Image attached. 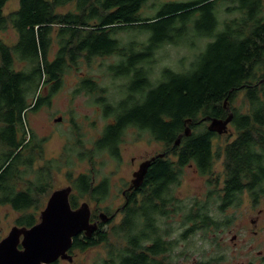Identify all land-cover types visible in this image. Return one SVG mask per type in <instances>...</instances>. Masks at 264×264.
<instances>
[{
  "label": "trees",
  "instance_id": "1",
  "mask_svg": "<svg viewBox=\"0 0 264 264\" xmlns=\"http://www.w3.org/2000/svg\"><path fill=\"white\" fill-rule=\"evenodd\" d=\"M8 1L0 0V32L11 27L18 39L8 44L0 37V207L20 212L16 225L38 222L60 164L50 159L35 169L46 138L32 128L29 113L51 102L69 72L81 71L96 57L116 55L120 59L106 70L114 81L127 79L120 99L111 98L90 74L80 76L75 89L96 96L110 120L85 157L94 162L97 152L107 150L120 160L129 127L163 142L165 156L152 162L138 189L126 190L119 223L113 225L112 217L92 235H76L70 252L104 243L107 256L96 264H171L181 242L197 234L218 250L212 235L229 220L216 218L214 210L223 213L239 205L244 193L254 202L264 194V0H155L149 6L153 14L147 15L150 0H19V7L6 14ZM122 30L145 38L123 42L116 36ZM164 44L200 51L181 71L164 67L152 83L147 66ZM230 112L236 136L216 151L218 134L202 119ZM220 158L222 172L215 174ZM187 166L208 176L211 187L191 205L175 196ZM67 177L73 208L80 197L98 206L109 194V179L97 182L95 168L77 175L71 169ZM176 215H182L179 228ZM92 216L98 215L93 211ZM106 224L113 226L105 231ZM222 259L214 254L199 264Z\"/></svg>",
  "mask_w": 264,
  "mask_h": 264
},
{
  "label": "rangeland",
  "instance_id": "2",
  "mask_svg": "<svg viewBox=\"0 0 264 264\" xmlns=\"http://www.w3.org/2000/svg\"><path fill=\"white\" fill-rule=\"evenodd\" d=\"M153 1L150 0L148 8L144 14H153ZM159 2V1H158ZM157 2V3H158ZM19 7V0H9L4 7V12H9ZM117 38L123 42L133 39L142 40L143 35L136 34L130 30H122L116 34ZM0 37L8 44H13L18 39L17 32L9 27L0 32ZM57 46H53V52ZM199 47L191 48L187 45L164 44L155 51L153 58L148 64L149 76L152 83H155L161 76L164 67H170L173 70L181 71L186 68L193 60L194 54L199 52ZM120 59L116 55L96 57L90 65L83 63L81 71H71L67 74L63 86L57 90L51 97V102L36 112L29 113V122L39 137L46 138L44 143L43 158L35 163V169L44 165L47 160L55 159L60 164V168L54 171L53 185L51 191L46 195L41 210L45 207L51 193L58 188L72 185L67 177V173L72 169L73 174L88 171L95 168L96 181L103 178L109 179V194L97 206L96 202L88 196L79 198V205L82 202H88L92 211L98 215L101 211L108 215L114 214L124 203L122 192L129 187L133 179V173L139 168L142 161L152 156L164 152L165 144L154 140L147 132L139 131L135 127H129L125 131L124 140L120 145L121 159L112 157L107 150L97 152L94 162L89 157H85L87 152L93 148V144L101 135L105 125L110 121L103 115L102 107L95 101L94 95L85 92L75 93V89L80 82V76L90 74L101 85L107 87V94L112 98L120 99V89L125 82L124 78L113 80L112 76L107 74V66ZM235 103V106L241 104V97ZM62 117L61 121L55 122V118ZM236 136V131L232 124L229 125V131L224 134H218L214 138L216 151L223 149L227 141ZM81 155L85 159H81ZM89 155V154H88ZM66 164V165H65ZM215 174L222 172V160L217 159L215 163ZM208 176H201L193 166H187L184 169L181 184L177 186L175 196L180 203L191 205L195 199L205 198L210 189ZM76 193V192H75ZM213 208H216V204ZM100 208V210L97 208ZM261 204L257 207L251 205L248 194L243 195V201L240 205H233L225 212L218 213L214 210L213 215L218 219L229 220L227 226L218 230L212 235L215 241L220 244L219 249L211 247L209 240L203 239L200 234L189 237L187 241L181 242L180 249L177 250L172 258V264L182 261V264H199V261L208 260L214 254H222L223 259L219 264H249L250 261L259 262V252L264 254V212L259 216ZM107 208H109L107 210ZM39 210V217L40 212ZM20 212L15 211L8 205L0 207V240L4 238L16 225V219ZM95 217V216H94ZM259 217L260 226L255 227L251 219ZM96 218V217H95ZM122 218L121 212L114 215V225L119 223ZM175 226L179 228L182 215L175 216ZM100 224V223H99ZM112 224H106L103 229L107 231ZM260 233L255 235L254 230L258 229ZM179 230L177 232L179 233ZM177 233L173 235L176 238ZM110 241L115 240L111 237ZM178 253L182 254L179 256ZM74 259L72 262L61 260L59 264H96L107 256V249L104 243L87 249L85 252L75 250L72 252Z\"/></svg>",
  "mask_w": 264,
  "mask_h": 264
},
{
  "label": "water",
  "instance_id": "3",
  "mask_svg": "<svg viewBox=\"0 0 264 264\" xmlns=\"http://www.w3.org/2000/svg\"><path fill=\"white\" fill-rule=\"evenodd\" d=\"M62 117L55 118V122ZM207 129L217 134L229 131L233 112L225 118L205 117ZM184 134H191L188 126ZM182 134L176 145L181 142ZM165 152L158 153L142 161L133 173L128 190L138 189L145 180L149 167L157 157H164ZM72 185L55 189L49 196L45 207L40 212L39 220L31 227L14 225L10 232L0 240V264H55L59 259L72 262L70 252L74 237L80 233L92 235L99 228V223L109 222L113 216L102 211L99 220L92 221V209L88 202H82L73 208L70 202ZM115 215V214H114Z\"/></svg>",
  "mask_w": 264,
  "mask_h": 264
},
{
  "label": "flooded vegetation",
  "instance_id": "4",
  "mask_svg": "<svg viewBox=\"0 0 264 264\" xmlns=\"http://www.w3.org/2000/svg\"><path fill=\"white\" fill-rule=\"evenodd\" d=\"M126 190H128L127 188L122 192V194H123V196H124V203L127 201V195H126ZM244 194H249V193H244ZM248 197H249V199H250V202H251V205H253L254 207H257V206H259V205H261V204H264V194H262L261 195V198L259 199V200H257L256 202H254V200L251 198V196H249L248 195ZM242 201H243V199H242ZM124 203L122 204V206L121 207H119V209L114 213V214H116V213H118V212H121V214H122V211H121V208L123 207V205H124ZM242 203V202H241ZM240 203V204H241ZM239 204V205H240ZM234 205H236V204H234ZM233 205H231L230 207H232ZM102 212V211H101ZM262 212H264V207H260V209H259V216L262 214ZM92 213H93V211H92ZM114 214H111V216H113L114 217ZM98 217H93L92 216V221L94 222V221H97L98 219H97ZM251 222L254 224V226L255 227H258V226H260V221H259V217L258 218H256V219H251ZM100 226V225H99ZM263 228H264V225H263ZM254 233H255V235H257V234H259L260 233V231H259V228L258 229H256V230H254L253 231ZM91 248H93V247H91ZM90 249V248H89ZM259 262H254V261H250L249 262V264H264V254H262L261 255V252H259ZM61 260H63V259H59L57 262L58 263H60V261ZM56 264V263H55ZM172 264V263H171ZM178 264H182V261L179 259V262H178Z\"/></svg>",
  "mask_w": 264,
  "mask_h": 264
}]
</instances>
